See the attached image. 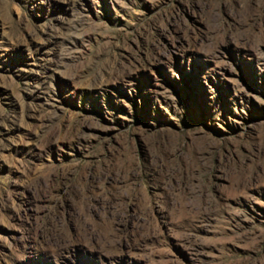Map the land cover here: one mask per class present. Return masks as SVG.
<instances>
[{
    "label": "rangeland",
    "instance_id": "374dc122",
    "mask_svg": "<svg viewBox=\"0 0 264 264\" xmlns=\"http://www.w3.org/2000/svg\"><path fill=\"white\" fill-rule=\"evenodd\" d=\"M0 264H264V0H0Z\"/></svg>",
    "mask_w": 264,
    "mask_h": 264
}]
</instances>
